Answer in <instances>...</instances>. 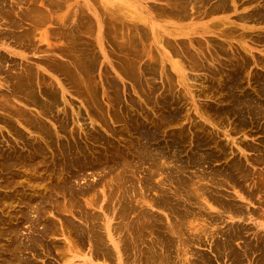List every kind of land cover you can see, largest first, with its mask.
I'll return each instance as SVG.
<instances>
[{
    "label": "rangeland",
    "instance_id": "374dc122",
    "mask_svg": "<svg viewBox=\"0 0 264 264\" xmlns=\"http://www.w3.org/2000/svg\"><path fill=\"white\" fill-rule=\"evenodd\" d=\"M6 1L8 4H13L14 8L11 13L0 19L1 30L4 32L0 34V54L7 57L1 63L0 72V104L7 108H0V116H3L1 118H17L22 115L19 111L25 109L29 114L41 119L49 133L48 135L41 134L17 120H12V124L0 121V229L10 228L2 223V220L7 221L10 218L16 221V216L21 214L20 225H17L24 234L20 237L24 238L28 234L26 232L31 230L29 222L31 216L34 215L30 210L32 203L40 201L34 198L31 203H26L25 197L28 196L27 194L34 196L44 191L48 192V189L50 191V188L58 184V181L61 183V178H67L77 191L79 189L80 194L77 192V197L79 196V201H82L80 206H85L92 212L97 211V214L94 213L97 216L93 221L102 231H105V224L109 227L116 225L117 213L106 209L107 205L110 207L116 205L113 201L116 194L111 192L114 189L112 179L118 172H122L124 168L122 165L129 167L125 163V156H132V153L137 151L139 139L135 137L136 134L131 128L137 127L140 122L139 124H144L149 136L152 134L157 136L155 139L151 138L152 143L147 150L158 155L159 150L167 154V157L160 159V166L164 171L176 174L178 172L176 165L180 163L186 165L191 174L199 173L203 169L211 172L217 168L224 169L230 166L234 159L240 160L249 170V176L240 185L234 186L233 192L247 207L245 206L241 213H225L223 217L227 222H238L244 228L242 236L236 239L237 243H240V240L242 243L251 238L252 234L258 231L264 233V191L262 188L264 187V112L262 111L264 109L259 107L261 101H255L258 100L257 97L264 101V85L253 78L254 75L259 77L264 74V0H223L224 5L214 12L206 9L207 3L197 1L198 3L192 7L191 2L184 14L175 12L177 7L172 0H122L128 7H132L131 11L135 14H131L130 17L119 15V20L111 17L116 13L109 9L112 8L111 5L108 6L104 0L106 4L100 0H68L71 5L80 7L85 5L88 9L96 5L99 13L104 8L107 9L108 18L116 22L120 28L114 31L107 29L101 37L95 26L93 32L78 27L77 32L69 34L67 30L72 24L70 19L65 22L60 19L65 12V2L59 8L49 9L47 0L43 2L38 0L37 4L40 5L41 13L32 14L29 18H21L20 14L27 11L28 4H21L18 0ZM211 2L213 0H210ZM154 5L155 7L165 5L166 9L172 8V11L160 15ZM45 15L48 18L45 19ZM38 19L43 20L38 21ZM2 23L7 24L9 28L13 27L15 31L12 34L6 33V27ZM137 24L142 27H140L141 36L140 31L136 30ZM73 25L78 26V24ZM133 34L136 37H133L134 40L138 38L137 42L131 39L134 43L130 41L132 37H129ZM124 38H127L126 43H124ZM89 42L92 43V53L95 56L92 69H94L93 80L95 79L97 84L94 82L96 88L94 85L89 88L87 86L84 91L88 93H84L85 96L82 93L77 95L63 84L66 81L61 79V74L55 72L49 65L47 66L44 61L46 58H58L69 50L74 55L80 48L86 49ZM124 44L127 47L119 50V47ZM172 46L174 47L171 48ZM181 46H186V50H180L182 53L180 55L177 49ZM221 49L224 50L221 51ZM223 57L230 60L223 59ZM241 57L249 58L251 63L247 65L248 67H244L243 73L240 72V85L235 87L237 90L234 94V90L227 89L232 85L227 73H232L231 61L238 59L242 62ZM186 59L191 61H186ZM60 60L62 59H57L58 62H61ZM194 61L197 66L194 65ZM144 62L152 67L153 70L149 71L152 75L149 72L145 73L142 75V83L140 80L136 82L126 72L137 73L139 65L141 63L144 65ZM228 62L231 64H227ZM201 63L209 66V70L202 65L198 66ZM26 67H31L34 71L43 74L44 78H47L45 84L50 82L56 91L58 102L56 106L50 104L48 112L40 106L28 104L22 99L17 100L12 94H8L14 79L7 82L2 78L3 75L15 74ZM213 68H220V70L215 71ZM111 80H116L119 89L111 86L113 84ZM92 89L95 93L97 91L93 102L90 101L91 98L88 95ZM240 89L242 91L247 89L246 92L253 90L252 94L255 96L240 95ZM39 96L43 98L42 95ZM251 97L253 99L248 102ZM228 107L231 110L234 109L233 107L237 108L232 110L235 114L225 111ZM115 112H118V116H115ZM243 117L246 119L244 122L240 120ZM206 134L211 136L207 137ZM181 136L184 142H180L176 150L173 138L179 140ZM210 137L215 138L216 141L212 139L214 142L212 143ZM201 138L209 145L197 146ZM192 145L194 147H191ZM158 146H164L163 150ZM220 146L223 147L220 148ZM37 151L40 152L37 153ZM9 155L14 156V161L13 165L6 169L4 166ZM198 155L199 157L203 155L205 162L202 161L199 164L192 162ZM206 155L208 157L205 158ZM133 159L132 164L137 158ZM113 160L120 162L117 169L113 167ZM77 161L78 167L73 166V171L68 167L69 170L64 169L61 174H58L60 173L59 163L68 162V166ZM79 163H81L80 166ZM150 169L151 166L148 163H141V167H138L139 171L128 175L130 180L126 179L122 182V188L129 190L128 194L130 193L134 198L129 197L134 200L137 198L134 202L142 204L144 200L148 201L150 197L158 194L153 189H149L147 195L141 194V189L144 190V183L141 181L148 176ZM66 171H71L73 178ZM164 175L163 172L153 175V184L159 182V190L161 187H168L172 190L173 184L170 180L164 179ZM186 189L189 191L187 186ZM59 196L61 194H58L60 201L65 200ZM109 199L110 201H107ZM89 200H95L93 205H88ZM25 203L24 208L22 205ZM50 203L51 201L48 204ZM29 204L31 206H28ZM163 212L167 214L166 211ZM133 213H129L131 214H128L129 217L134 216ZM160 214L165 218L163 213L160 212ZM47 215L56 219L59 224L66 215L77 223L82 221L75 211L72 214L52 212ZM106 219L107 222H104ZM188 219L191 221V216H188ZM197 221L198 219L194 220V226L198 224ZM41 226L38 225L39 228ZM61 226L66 227L64 224ZM156 232L146 233L147 238H152ZM45 237L48 245L52 244L55 239L59 243L50 245L51 254L47 256L48 258L46 257L47 261L54 264H120L123 256L129 253V251L123 253L119 251L117 254L112 249L111 241H108L110 257L91 255L87 244H83L82 249L76 247L77 251L66 252L65 244L68 245L66 235L55 233L47 234ZM205 241L208 242L207 239ZM203 245L205 246L201 248L207 253L210 255L214 253L208 251L207 244ZM144 252L150 253L146 250ZM172 252L174 256H172L173 263L171 264H187L188 261L185 259L190 255L188 251L180 253L178 260H175L178 258L176 249ZM39 258L38 263L43 264L41 257ZM248 261L249 264L259 263L250 252L249 255L247 253L246 264ZM228 262L230 261L227 258H221L214 264H227ZM2 264H11V262L4 260ZM151 264L169 263L163 260Z\"/></svg>",
    "mask_w": 264,
    "mask_h": 264
},
{
    "label": "bare ground",
    "instance_id": "6f19581e",
    "mask_svg": "<svg viewBox=\"0 0 264 264\" xmlns=\"http://www.w3.org/2000/svg\"><path fill=\"white\" fill-rule=\"evenodd\" d=\"M37 1L38 0H18V2L21 4H28V7H26L27 11L22 12L20 14V17L29 18L31 17L32 14L33 15L40 14L41 9H39L40 5L37 4ZM47 1L49 5L47 6V8L49 9L59 8L61 7V4L65 2V12L63 13L62 16H60V19L64 22L65 20L70 19V23L78 24V26L77 25L72 26L71 24V28L67 30L69 34L71 32H77L76 30L78 29V27H81V29L83 28L82 30L85 29L86 31L88 30L90 32H93L94 31L93 28L95 26L96 31L98 32V34H100L99 36L101 37L103 33H106L107 29L108 31L109 30L114 31V30H119L120 28V26L116 22L108 18V13L106 12L107 10L106 8H104L102 12L99 13L96 5H92L89 7L90 9H88L85 7V5L81 6L84 8H81L80 6H77V5L76 6L71 5L68 3V0H47ZM100 1L101 2L105 1L108 6L109 4L111 5L112 8H109V9L113 13H116L115 15L111 17L116 20H119L118 19L119 15L121 17H124V15L130 17L132 16L131 14H135L131 11L132 7H128L125 4V2L122 0H104V1L100 0ZM197 1H201V3H207L208 7L206 9H211L213 12L221 8L224 5L223 0H213V2L211 3H210V0H172V2L175 3L177 7L175 12L178 14L186 13L189 3L192 2V7H194L195 3L196 4L198 3ZM41 2H43V0H41ZM215 2L216 4L212 5V3H215ZM165 4H169V3H165ZM13 8H14L13 4L11 3L8 4L6 0H0V19L7 16L9 13H11L13 11ZM155 9H157L160 15H163L165 13H170L172 11V8H169L170 10L166 9L165 5L156 6ZM87 10L88 11L91 10V12H88ZM46 18H48V16L45 15V19ZM41 20L43 19H38V21H41ZM105 20H106V23H105ZM2 24L5 25L4 27H6L5 28L7 30L6 33L12 34L15 31L13 27L9 28L7 27V24L5 23H2ZM85 26L86 27L88 26V27L85 28ZM136 27H138L136 30L138 32L140 31V36H141V29H140L141 25L137 24ZM81 29H80V32H82L84 35V32L81 31ZM3 33L4 32L1 30V24H0V34H3ZM134 36L135 34H133V36H129V37H132L130 38V41H132L131 39H133ZM107 38H110V37H107ZM126 40L127 38L125 39L124 43L127 42ZM135 40L133 39V41ZM137 41H138V38L136 42ZM91 45L92 43L89 42L86 49L80 48L79 50H77V52L74 55H72L73 53L71 54V50L66 51L65 54H61L58 57L62 59L60 60L61 62H58L59 60L57 61L58 58L56 57L54 59L46 58L44 61V63H47V66L49 65L50 68L55 70V72L61 74V79H64L66 81V83H63V84L67 87V89L73 91L77 95L79 94L81 95V93L83 95L84 93H88L84 91L87 88V86L88 88L92 87L93 85L95 87V84H97L95 82L96 80L95 79L93 80V75H94L93 70L94 69H92V65L94 63L93 58H95V56L92 53L93 47ZM126 47H127L126 44H124L119 47V50L120 48L122 50L123 48L125 49ZM173 47L174 46H172L171 48ZM218 49L219 48L217 47V50ZM178 50L179 52L180 50H186V46H181L180 49H177V51ZM222 50L224 49H221V51ZM181 54L182 53L180 52V55ZM222 54H224V52H222ZM6 58H7L6 56H4L3 54H0V72L2 70L1 63H3L4 59ZM241 58H242L241 60L242 62H239L238 59H236L235 61H231L232 64L230 62L227 63V64H231V66L230 65L229 66L233 68V69H230L232 70V73L230 72L229 74L227 73L229 79L232 81V85L230 87L228 86L227 89L229 91L234 90V94H236V90H237L235 87L237 85L238 86L240 85L239 84V80H241L240 72L244 69V67H246L247 65L251 63L249 58L247 57H241ZM223 59H226V57L225 58L223 57ZM186 61H191V60L186 59ZM194 65L197 66V63H195V61H194ZM200 65L204 66L202 63L199 64L198 66ZM204 67H206L209 70V66H204ZM151 68L152 67L149 65H146V63L144 65H142L141 63L138 67L137 73H133V72H126V73L130 75L132 79H134L136 82L137 80H140L141 82V79L143 77L142 75H144L145 73H148ZM213 69L215 71L220 70V68H213ZM150 73L151 72H149V74ZM163 76L164 75H162V77ZM250 76H252V74ZM254 76L255 77L253 78H255L258 83L261 81L260 84L264 85V74L259 75V77H256L257 75H254ZM44 77L45 76L43 74H41L38 71H34L31 67H28V68L26 67V68H22L20 71H18L15 74L7 73L3 75L2 78L7 82L9 80L14 79L11 83L10 91H8V94H12V96L15 97L17 100L22 99L28 104L31 103V104H34L35 106H40L44 111L48 112L50 104H53V106H56L58 101L56 97V91H54V89L52 88L53 85L50 82H48L46 85L45 80L47 78L45 79ZM144 78L148 80V78L146 77ZM111 81L113 83L111 86H116V88H118L117 86L119 85L116 82V80H111ZM240 90H239L240 95L246 94L247 96H249L248 94L253 93L252 92L253 90L251 92H246L247 89L245 91L243 89V91L241 90V93H240ZM96 94H97V91L95 93V90L93 89L90 90V94H88L89 97L91 98L90 101L93 102V100H95ZM39 95H42L43 98ZM252 99H253L252 97L249 98L248 102H250ZM257 99L258 100H255V101H261L259 107L264 109V101H262L258 97ZM111 106L113 107L114 105L111 104ZM0 108L5 109L7 107H5L3 104H0ZM233 108L234 109L232 110L237 109L235 107ZM113 109L115 108L113 107ZM232 110L230 109V107L225 108V111L231 112V114L232 113L235 114V112H232ZM262 111L264 112V110ZM19 113H22V115L18 116L17 118H10V117L1 118L3 116H0V121L5 122L6 124H12V120L21 121L27 124L29 127L34 128L41 134L46 133L48 135L49 130L46 127V125L41 121V119L39 120L38 117H34L33 115L29 114L25 109L20 110ZM114 114L115 116H118L117 115L118 112H115ZM244 118L245 117L240 118V120L244 122V120H246ZM139 123L137 124V127L131 128L133 133L136 134L135 137L139 139L137 151L133 152L132 156L131 155L125 156L126 157L125 163H127L129 167L122 165V167H124L122 168L123 169L122 172L121 173L118 172V174L115 175V177L112 179V183H113L112 188L117 189L116 191L114 189H112L114 191L111 190L113 194L114 192L116 194V196L112 195L114 196L113 201L116 202V205L115 206L111 205V207L107 205L106 209L107 211L109 209L110 211L117 213V214L115 213L116 216L118 217L116 225H113V226L110 225L109 227L108 224L107 225L105 224L106 226L105 231H102V229H100L98 224H96V222L93 221V219H96L97 215L95 214H97L96 213L97 211L92 212L88 210L89 208L87 209L85 206H82V205L80 206V203L82 201L80 202L78 199L79 196L77 197V192L78 194H80L79 189L77 191L76 188H74V186L70 182H68L67 178L66 179L61 178V183H59L60 181H58V184L54 186L52 185L53 188H50V191L48 189V192L44 191L41 194H37L34 196H32V194H27L28 196L25 197L27 199L25 200L26 203H29V202L31 203L34 198L35 199L38 198L40 199V201L38 200V202H35V204L32 203V206L31 204L28 205V206H31V209H30L31 213H33L35 217L34 215L31 216L32 218H30L31 220L29 222L30 224L29 226L31 227L30 228L31 230L29 229L30 232H26V234L27 233L28 234L24 238L20 237V235L23 233L20 230V226L18 228V225H20L19 219H20L21 214L20 216H16L17 218L16 221H13L10 218L7 221L2 220L3 221L2 223L7 224L8 227L10 228L0 229V264H2L4 260L10 261L11 264H39L38 263V261H40L39 257H41V261L43 262V264H54L51 261H47L46 259L48 258L47 256L51 254L50 245H57L59 243L56 242L57 240L55 239L56 240V241L54 240L55 242L53 241L52 244L48 245V242L46 241L45 236L47 234H55V233L66 235V238H67L66 241L68 242V245L65 244L66 252L77 251V248L82 249L83 248L82 245L87 244L88 252H90V254L93 256L110 257L111 252H110V244L108 241H111L112 249H114L117 254L119 253V251L120 253L129 251L128 254H125L123 256L120 264H130V263L131 264H151L152 262L163 261V260L171 264L173 263L172 256L174 255L172 251L174 249H176L177 251L176 256L178 257L175 260L179 259V255L183 251H188L190 253L189 257L185 259L188 261L186 262L187 264H214L215 261L220 260L221 258H227V260L230 261L227 264H246L245 259H247V253L249 255V252L251 255H253V257L256 260L259 261V263L256 262L257 264L264 263V259H263L264 257V233H262L261 231H258L257 233H253L252 234L253 236L251 238L244 240L242 243L240 240V243H237L236 239L242 236V230L244 228L240 225V223L227 222L226 219L223 217L225 213H241L245 209L246 205H244L242 200L238 199V197L233 192L234 186L240 185L241 182L248 179V176H249V170H247L244 167L242 162L238 159H234V161L232 159L233 163L230 166L224 167V169L217 168V169H214V171L210 170L211 172H207L203 169L199 173H195V174L189 173L187 166L180 164V163H177L176 165L177 171H178L176 172V174H172L169 171H164L160 166L161 164L160 159L162 157H167L166 156L167 154L159 150L160 154L158 155L157 153H150L147 150L148 147L152 143L151 138L155 139L157 138V136L154 134L149 136L148 135L149 132L145 129L144 124L141 125ZM245 123L247 122L245 121ZM174 136L176 137V135ZM175 137L173 139L175 141V146L177 150L180 142L182 141L184 142V138L183 136H181L179 140L177 139L175 140ZM197 138L198 137H196V139ZM204 139H205V135H204ZM212 139L216 141L215 138H212ZM212 139L210 137V140ZM213 140H212V143H214ZM220 143H217V144L220 145ZM207 144L202 140V138L198 140L197 142V146H204V145L207 146ZM158 147H160L161 150H163L164 148V146H158ZM191 147H194V146L192 145ZM222 147L220 146V148ZM38 152L40 151H37V153ZM134 157L137 158V160L136 162L134 161L135 163L132 164ZM206 157L208 156L206 155L205 158ZM13 161H14V156L9 155L4 168L8 169L10 166H12ZM202 161L205 162L203 155H201L200 157L198 155V157L194 159L192 162L199 164ZM112 162L117 163L115 165L113 163L114 169L115 168L117 169L120 162L117 160H113ZM67 163L68 162H62L58 164L60 166L59 168L60 173L58 172V174H61L62 171H64V169H67L68 167H70L72 170L73 166H77L78 161L75 164H70L68 166H67ZM141 163H148L151 166L148 176L141 181L142 183H144V190L142 191L141 189V194H146L149 189L156 190L158 193L156 196L150 197L148 201L144 200L142 204L138 202H134L137 198L135 200L132 199L131 197L133 196H131L130 193L128 194L127 192L129 190L126 191L125 188H122L123 180H126V179L130 180L128 175H133L134 173H137V171H139L138 167H141ZM80 164L81 163H79V166ZM79 169L80 168H78V170ZM56 171H59V170L56 169ZM161 172L165 174L164 175L165 177L163 178L166 180H170L171 183L173 184L172 190H169L168 187L166 188L161 187V190H159L158 189L159 182H156L155 184H153V181H152L153 175L161 173ZM55 174L57 175V173ZM68 174L71 178H73L71 171H69ZM258 182L257 184L260 183ZM261 184L263 185V182ZM186 186L188 187L189 191L186 189ZM262 188L264 191V187ZM245 190L247 191V189ZM177 193L179 194L177 195ZM58 194H61V196L59 197H63L65 198V200L60 201L58 198ZM109 194L111 195V193ZM137 195L138 194H136V196ZM108 198H110V196ZM110 199L107 201H110ZM50 201L51 203L48 204ZM94 201L89 200L88 205L89 206L93 205ZM26 203L22 206L24 207ZM27 209L28 208H26L25 210ZM19 211L21 212V210ZM74 211L81 218L82 220L81 223H77L71 217L69 218L68 217L69 214L66 215V217H64V220L60 224L57 222L56 219L54 220V218L52 219L48 215L46 216L47 213L51 214L52 212L62 213V214H64L65 212H68L72 214L74 213ZM163 211H166L167 214H165ZM132 212H134L133 214L135 215L132 217H129V215H131ZM160 212L165 215V218L161 216ZM26 214L28 215L29 213H26ZM188 216H191V221H189ZM182 219H185V220L183 221ZM197 219L198 221L196 223L198 224L194 226L193 222L194 220H197ZM27 220L29 221V219ZM99 221L100 220H98V222ZM104 222H107V219ZM61 224H64L66 227H62ZM38 225L39 226L42 225V226L39 228ZM155 232H156V235H154L152 238H149V239L147 238L148 235L146 233L153 234ZM205 239H207L208 242H206ZM203 244H207L208 251L214 252L215 254L213 253L210 255L209 253L206 252L205 249H202L201 247L205 246ZM144 249L146 251H149L150 253L149 254L145 253ZM64 254H66L65 251H64ZM247 264H249V261L247 262Z\"/></svg>",
    "mask_w": 264,
    "mask_h": 264
}]
</instances>
